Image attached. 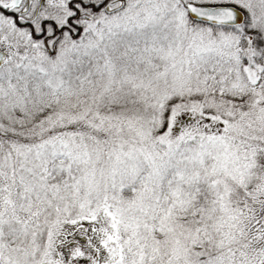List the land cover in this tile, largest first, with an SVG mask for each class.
Listing matches in <instances>:
<instances>
[{
    "label": "snow or ice",
    "instance_id": "snow-or-ice-1",
    "mask_svg": "<svg viewBox=\"0 0 264 264\" xmlns=\"http://www.w3.org/2000/svg\"><path fill=\"white\" fill-rule=\"evenodd\" d=\"M0 264H264V0H0Z\"/></svg>",
    "mask_w": 264,
    "mask_h": 264
}]
</instances>
